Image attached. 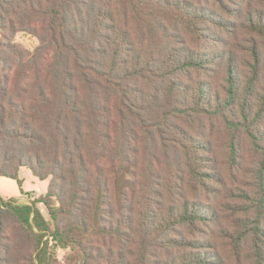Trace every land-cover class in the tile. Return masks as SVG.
I'll list each match as a JSON object with an SVG mask.
<instances>
[{"label":"trees","instance_id":"1","mask_svg":"<svg viewBox=\"0 0 264 264\" xmlns=\"http://www.w3.org/2000/svg\"><path fill=\"white\" fill-rule=\"evenodd\" d=\"M22 169L50 221L0 195V264H264V0H0Z\"/></svg>","mask_w":264,"mask_h":264},{"label":"rangeland","instance_id":"2","mask_svg":"<svg viewBox=\"0 0 264 264\" xmlns=\"http://www.w3.org/2000/svg\"><path fill=\"white\" fill-rule=\"evenodd\" d=\"M14 41L16 44L29 51H35V49L39 46V41L37 38L24 32L18 33ZM19 177L23 179L24 188L27 191L23 189L21 192L18 184L15 181L5 179L3 183H0V194L3 197H6L3 199L6 201L15 200L19 204L34 203L40 209L45 219L50 221V216L47 209L42 203H38V200L47 194L50 180H39L29 169H22L19 172ZM17 194H20V196L12 197ZM53 248L54 250L52 252L55 253V260L60 264H67L69 259H72V257L75 255L71 249Z\"/></svg>","mask_w":264,"mask_h":264},{"label":"crops","instance_id":"3","mask_svg":"<svg viewBox=\"0 0 264 264\" xmlns=\"http://www.w3.org/2000/svg\"><path fill=\"white\" fill-rule=\"evenodd\" d=\"M5 179L6 178H0V183H3V181H5ZM22 181H23V179L22 178H20ZM25 191H27L25 188H24V181H23V187H22ZM1 195V194H0ZM2 196V195H1ZM20 196V194H17V195H14V196H12V197H19ZM3 197V196H2ZM7 197H9V196H7ZM3 198H6V197H3Z\"/></svg>","mask_w":264,"mask_h":264}]
</instances>
